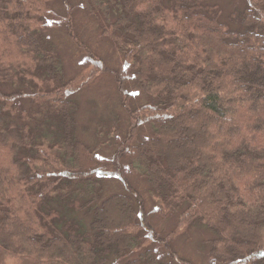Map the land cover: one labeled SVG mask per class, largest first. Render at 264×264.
<instances>
[{
    "label": "trees",
    "instance_id": "16d2710c",
    "mask_svg": "<svg viewBox=\"0 0 264 264\" xmlns=\"http://www.w3.org/2000/svg\"><path fill=\"white\" fill-rule=\"evenodd\" d=\"M236 2L0 0V264H193L175 244L198 236L207 264H264V0ZM54 29L86 58L76 78ZM98 73L124 120L91 148L75 97Z\"/></svg>",
    "mask_w": 264,
    "mask_h": 264
},
{
    "label": "rangeland",
    "instance_id": "374dc122",
    "mask_svg": "<svg viewBox=\"0 0 264 264\" xmlns=\"http://www.w3.org/2000/svg\"><path fill=\"white\" fill-rule=\"evenodd\" d=\"M216 2L221 8L223 16L225 13L233 12V7L237 5L236 0H216ZM232 4L234 5L232 6ZM84 16L86 15L80 13L76 15L77 18L75 20L77 21V25L79 26V36L82 40L85 39L86 43L93 49H95L96 52L106 60L107 67H109L110 69H115L114 64L116 58L111 53L109 45H107L106 42H102L100 48L95 45L98 41H101L98 32V24L87 16V18H84ZM55 30L56 29H54V31ZM55 32H57L56 36H52L55 37L56 40H58L56 41L58 47H61V51H59V53L64 59L63 67L65 75L68 79H71L73 77L76 78L81 74V66H83L82 64H87L85 60L86 58L79 51H77V49L72 45L71 41L67 40L64 33H61V30L59 32ZM78 92L79 93H77L75 97L79 103V110L76 115L77 136L87 146L96 148L98 144L102 142L105 143L106 141V139L98 140L96 138L95 134L100 125H110L108 127H111L114 125L113 118L119 117L120 115L121 119L124 120V113L117 107L118 98L115 85L113 79L107 74L98 73L93 83ZM133 97H135L134 94ZM140 102L143 103L142 98ZM122 126L123 125H121V127ZM107 132V128L104 127L102 136L106 135ZM146 132L147 130L145 131V133ZM121 134L123 135L124 133L121 132ZM110 136L111 135H108L107 138H109ZM117 136L120 139L119 135ZM92 137H95V139L93 140ZM105 149H96L97 160L100 163H104L109 160L113 153V148L111 152H107L108 147ZM106 189H109L110 192H117V190L115 188H112V186L110 188H106L105 185V197H108L112 194H108ZM152 209L153 205L151 201L147 200L146 210L151 212ZM150 220L155 228L158 227L159 229H168L169 227L173 226L172 220L161 221L157 214H151ZM200 239L201 236H198V239L196 241H191L189 239L185 242H182V240L178 239L175 246L177 245V248L181 252V254L185 256L186 259L190 260L193 264H207V259L205 256L206 252L204 253V248L199 245Z\"/></svg>",
    "mask_w": 264,
    "mask_h": 264
}]
</instances>
